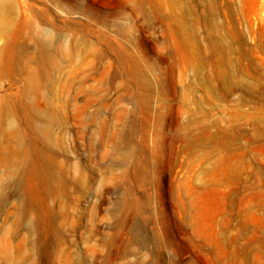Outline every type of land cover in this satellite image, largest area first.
Wrapping results in <instances>:
<instances>
[{"label":"rangeland","instance_id":"1","mask_svg":"<svg viewBox=\"0 0 264 264\" xmlns=\"http://www.w3.org/2000/svg\"><path fill=\"white\" fill-rule=\"evenodd\" d=\"M0 264H264V0H0Z\"/></svg>","mask_w":264,"mask_h":264}]
</instances>
